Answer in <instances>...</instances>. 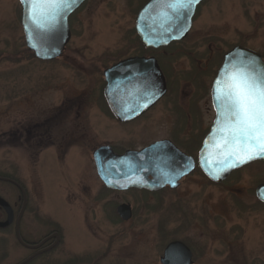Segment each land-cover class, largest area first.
<instances>
[{
    "label": "rangeland",
    "instance_id": "374dc122",
    "mask_svg": "<svg viewBox=\"0 0 264 264\" xmlns=\"http://www.w3.org/2000/svg\"><path fill=\"white\" fill-rule=\"evenodd\" d=\"M142 1H85L69 19L71 36L61 56L41 61L26 47L19 0H0V172L28 191L23 224L34 228L32 237L51 227L61 234L53 251L27 264H161L164 247L174 240L191 249L193 264H264V206L254 193L264 182V161L220 183L195 174L174 190L112 192L102 189L83 142L76 140L63 159L51 147L37 153L36 116L54 109L78 108L87 116L89 145L131 135L121 137L96 99L104 68L138 51L133 23ZM235 44L264 60V0H207L192 33L174 50L185 51L177 60L187 71L195 65L187 51L203 60L211 46L219 63ZM163 133L158 128L144 138ZM0 188L12 197L11 186ZM120 203L131 206L126 221L115 212ZM11 235L7 244L0 242V264L29 254Z\"/></svg>",
    "mask_w": 264,
    "mask_h": 264
},
{
    "label": "flooded vegetation",
    "instance_id": "af4514ba",
    "mask_svg": "<svg viewBox=\"0 0 264 264\" xmlns=\"http://www.w3.org/2000/svg\"><path fill=\"white\" fill-rule=\"evenodd\" d=\"M148 1L143 0L135 12L133 33L138 41V51L112 62L103 72L106 68L130 58L151 60L149 67L143 65L134 69L135 74L117 78L111 87H107L102 73L103 86L100 98L96 99L102 106L104 115L122 133L121 137L126 133L131 135L117 142L106 140L89 145L87 116L78 108L73 110L72 107L50 110L45 114L40 112L34 122L33 138L40 147L38 154L51 147L54 149L55 157L63 159L69 155L73 143L83 142L85 148L88 146L90 149L95 173L102 189L106 191L142 190L154 193L166 188L174 190L191 175L203 174L198 154L206 134L213 125L215 111L211 89L226 51L221 55L219 63L213 57L211 46H208V52L204 54L203 60L196 55L198 51H187L191 56L189 62L195 65L193 69L185 71L182 69L185 65L180 67L177 59L178 55L184 56L186 53L181 48L180 50L174 48L181 46L192 33L198 10L207 0H198L194 5L190 26L182 39L171 40L166 45L157 47L145 44L136 28L139 12ZM83 3L69 16L68 25L70 17ZM236 45L243 46L235 44L229 49ZM124 72L126 71L119 73L123 75ZM75 128L80 135L74 140ZM158 128L164 129V135L145 140L147 134L150 135ZM102 149L104 150L101 151ZM98 150L100 153L97 158ZM132 177H139L141 181L139 187L117 189L110 186V181ZM144 180L149 181L152 189L144 186ZM153 181L157 182L156 186L152 184ZM172 182L175 184L172 185ZM4 184L11 186L14 193L9 198L6 196V190L0 188V198L11 210L10 222L0 226V233H3L0 242L7 244L10 237L8 235L12 234L11 237H14L16 244L29 253L16 264L30 258L23 263L27 264L53 251L59 245L61 234L56 228L51 227L40 236L32 237L35 233L34 228L23 224V215L29 200L28 191L17 180L0 172V186ZM120 204L115 207V212L120 220L126 221L117 212ZM8 217L7 209L0 204V223L7 221Z\"/></svg>",
    "mask_w": 264,
    "mask_h": 264
},
{
    "label": "water",
    "instance_id": "95a60500",
    "mask_svg": "<svg viewBox=\"0 0 264 264\" xmlns=\"http://www.w3.org/2000/svg\"><path fill=\"white\" fill-rule=\"evenodd\" d=\"M85 0H73L71 6L51 23V26L45 28H37L29 19V6L27 3L19 0L21 5V25L24 34L25 44L33 56L42 61L53 60L63 53L66 44L68 43L71 33L68 25L69 15L81 5ZM198 1V0H197ZM194 3L188 9H181L178 13L173 12L163 0H149L140 10L136 28L145 44H153L154 47L166 45L171 40L182 39L190 26L191 14L194 8ZM142 59L130 58L119 62L103 72L107 87L115 84L119 77H128L136 73L134 69L145 65L149 67L151 60L143 61ZM248 61H255L259 67H264V60L261 55L247 47L234 46L223 55V62L220 65L217 75L212 85V100L215 110V118L213 125L203 140L199 151V165L203 173L214 183L224 181L229 174L252 161L264 160V157L253 159L244 164H234V160L230 158V153L237 150V146L230 141V133L225 129V125L218 113L222 110L218 107L216 99L215 87L218 79L224 75V69L229 66V63H235L242 66ZM145 67V68H146ZM126 71L124 74L119 72ZM102 149L101 151H103ZM100 150L97 151L96 156ZM98 160V159H97ZM139 177H132L123 180L110 181V186L117 189L127 187H139ZM154 186L157 182H152ZM175 184L172 182V185ZM20 188L21 186L18 185ZM144 186L152 189L148 180H144ZM256 197L264 203V183H260L255 188ZM0 204L3 205L9 217L7 221L0 223V226L7 225L11 220V210L8 204L0 198ZM117 212L123 220H127L131 215L129 204H120L117 207ZM30 259V258H28ZM28 259L19 264L25 263ZM161 264H193L192 251L182 241L174 240L169 242L163 250L162 256L159 259Z\"/></svg>",
    "mask_w": 264,
    "mask_h": 264
},
{
    "label": "snow or ice",
    "instance_id": "6c2138e0",
    "mask_svg": "<svg viewBox=\"0 0 264 264\" xmlns=\"http://www.w3.org/2000/svg\"><path fill=\"white\" fill-rule=\"evenodd\" d=\"M29 6V19L37 28L51 26L73 0H22ZM173 12L188 9L197 0H163ZM215 87L218 113L237 146L230 153L234 164L264 157V67L248 61L242 66L229 63Z\"/></svg>",
    "mask_w": 264,
    "mask_h": 264
}]
</instances>
